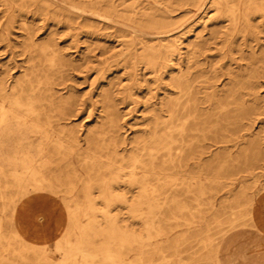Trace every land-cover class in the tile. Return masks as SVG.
I'll return each mask as SVG.
<instances>
[{"label": "rangeland", "instance_id": "rangeland-1", "mask_svg": "<svg viewBox=\"0 0 264 264\" xmlns=\"http://www.w3.org/2000/svg\"><path fill=\"white\" fill-rule=\"evenodd\" d=\"M89 1L95 0H0V75L11 83L21 82L28 92L37 88L41 73L46 72L57 96L58 113L63 112L68 127L74 128L80 138L90 129L99 138H107L105 120L107 112L112 111L119 125L117 133L123 139L120 148L127 149L131 142L148 135L158 108L175 97L178 80L191 81L202 117L212 123L224 124L226 119L237 117L231 95L238 89L237 98L242 97L246 105L256 106L261 112L255 115L252 130L263 137L264 151V11L251 4L249 21L240 18L237 30L232 32L227 17L213 0H113L114 10L107 17L90 13ZM227 2L242 13L249 3ZM162 18L167 22L157 27ZM159 47L167 55L154 68L147 62V54ZM201 143L208 146L209 140ZM152 146L146 144L142 150L145 162L150 159ZM211 149L223 157L205 167L204 173L212 178L205 181L203 205L192 208L191 214L199 212L207 221L213 216L225 221L233 213L243 215L246 210L235 206L243 201L239 192L246 185L247 196L253 197L250 218L234 231H260L264 241V169L248 174L242 161L226 158L224 144ZM73 162L77 164L75 158ZM126 196L134 199V193ZM191 214L182 216L189 218ZM10 215L9 209L2 208L0 197V228L4 233L9 229ZM60 215L66 216L64 212ZM90 215L101 221L105 215L116 217L120 226L131 228L139 240L148 243L143 220L121 202H115L109 213ZM81 220L86 222L84 217ZM164 221L162 224H166ZM24 222L25 239L47 241V251L52 253L55 240L50 234H60L63 227L51 223L43 227L31 217H25ZM211 229L215 231L214 224ZM42 231L48 232V238H40ZM171 235L176 238L159 239L148 247L150 251L144 257L149 260L137 257L140 247L134 243L119 264H203L189 255L191 250H203L193 227L181 221ZM4 247L0 241V252L5 253Z\"/></svg>", "mask_w": 264, "mask_h": 264}, {"label": "bare ground", "instance_id": "bare-ground-1", "mask_svg": "<svg viewBox=\"0 0 264 264\" xmlns=\"http://www.w3.org/2000/svg\"><path fill=\"white\" fill-rule=\"evenodd\" d=\"M113 2L89 1V11L107 17L114 10ZM213 2L227 17L232 32L237 30L240 18L249 21L251 4L264 11V0H248L243 13L228 5L227 0ZM162 19L157 27H164L167 21ZM164 54L160 47L153 48L146 60L156 68L167 55ZM175 87V97L158 108L148 135L131 142L127 149L120 148L123 139L117 133L119 125L112 111L107 112L105 120L107 138H99L93 129L80 138L74 128L68 127L63 112L58 113L57 96L46 72L41 73L37 88L28 92L21 82L11 83L0 75V197L2 208L11 214L8 231L4 233L0 228V241L5 245L0 264H119L134 243L140 247L137 257L149 260L144 257L150 251L148 247L159 239L176 238L172 237V230L181 221L196 230V235H200L197 242L203 246L202 251L191 250L189 255L203 264H222L221 243L249 220L253 197L247 196L243 185L239 192L243 201L235 207H242L246 213H233L225 221L217 216L207 221L199 212L197 216L191 214V209L203 205L205 181L212 178L204 173L205 167L222 156L212 152L214 145L224 144L226 158L242 161L248 174L264 169L263 137L252 130L261 112L256 106L246 105L242 97L238 99L240 91L233 89L231 101L235 102L237 117L225 118L224 124L212 123L202 117L190 80H178ZM205 140H209L208 146L201 143ZM149 143L153 150L145 162L142 150ZM127 193H134V199L129 200ZM97 199L102 202L99 204ZM115 202L126 205L133 216L143 220L148 243L139 240L131 228L120 226L116 217L105 215L101 221L90 215L97 211L109 213ZM208 203L213 206L211 200ZM61 212L66 216L62 217ZM185 212L191 214L189 218L182 216ZM25 217L42 222L43 227L49 223L63 227L60 234H50L55 240L52 253L47 251V241L25 239ZM47 233L40 232V238H48ZM181 236L186 240L185 231ZM144 246L146 250L142 249Z\"/></svg>", "mask_w": 264, "mask_h": 264}, {"label": "crops", "instance_id": "crops-1", "mask_svg": "<svg viewBox=\"0 0 264 264\" xmlns=\"http://www.w3.org/2000/svg\"><path fill=\"white\" fill-rule=\"evenodd\" d=\"M260 231L237 230L221 243L222 264H264V241Z\"/></svg>", "mask_w": 264, "mask_h": 264}]
</instances>
